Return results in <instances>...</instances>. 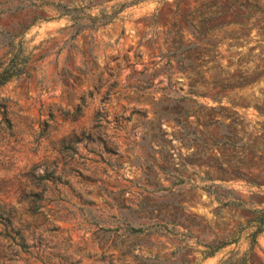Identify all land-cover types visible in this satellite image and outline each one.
<instances>
[{"label": "rangeland", "instance_id": "obj_1", "mask_svg": "<svg viewBox=\"0 0 264 264\" xmlns=\"http://www.w3.org/2000/svg\"><path fill=\"white\" fill-rule=\"evenodd\" d=\"M6 68L0 264H264V0H0Z\"/></svg>", "mask_w": 264, "mask_h": 264}, {"label": "trees", "instance_id": "obj_2", "mask_svg": "<svg viewBox=\"0 0 264 264\" xmlns=\"http://www.w3.org/2000/svg\"><path fill=\"white\" fill-rule=\"evenodd\" d=\"M12 73H13V71H9L8 68L2 70L0 72V83L5 81ZM132 230H138V228H132Z\"/></svg>", "mask_w": 264, "mask_h": 264}]
</instances>
